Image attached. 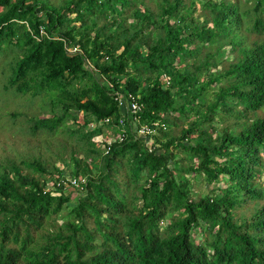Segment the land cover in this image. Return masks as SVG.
I'll list each match as a JSON object with an SVG mask.
<instances>
[{
	"label": "trees",
	"instance_id": "16d2710c",
	"mask_svg": "<svg viewBox=\"0 0 264 264\" xmlns=\"http://www.w3.org/2000/svg\"><path fill=\"white\" fill-rule=\"evenodd\" d=\"M0 56L68 168L2 157L0 264H264V0H0Z\"/></svg>",
	"mask_w": 264,
	"mask_h": 264
},
{
	"label": "rangeland",
	"instance_id": "374dc122",
	"mask_svg": "<svg viewBox=\"0 0 264 264\" xmlns=\"http://www.w3.org/2000/svg\"><path fill=\"white\" fill-rule=\"evenodd\" d=\"M56 1V0H55ZM243 4V3H241ZM248 4H250V1H248ZM197 5V3H196ZM196 12V11H194ZM226 45V50L223 52V57L225 55L227 57H230L231 53H228ZM10 54V53H9ZM1 57V56H0ZM4 58V57H3ZM220 63L217 64L216 67L210 66L209 69L213 70L214 68L219 69ZM94 75L99 79L102 80L101 74L96 73L94 71ZM2 79H6L5 75L3 74ZM164 81V79H162ZM223 78H220L218 81H211L210 85L205 87V97L207 99H214L213 90L216 88V84L223 83ZM166 85V83H164ZM25 104L20 105L19 99L17 96H13L11 93H3L0 92V160L3 156H11L15 159L19 157L20 155L23 156L24 153L27 154H41L42 157H45L46 161L52 162V160L55 162V165H57L59 168H61V171L64 176L68 175L66 168V162L67 160L60 161L58 158H56L57 150L55 147V140L60 138L64 139L63 135L60 133L55 134H49V135H40V136H34L30 138V143H25L23 140V135L18 132L16 129L15 123H13L14 118L11 116V112L18 111V115L15 118L16 122H21L22 124L25 123V118L29 116H36L37 114H41L44 112L45 116L51 115L52 113H59L61 110V107L58 102H54L53 104H50L52 102H48L47 105L43 104V99L39 100L38 97L34 99L32 102H26ZM204 109V108H202ZM80 112V111H79ZM188 118H193V113L188 115ZM71 120L66 119L65 124H69ZM157 122L156 120H153ZM182 121V120H181ZM154 122V123H155ZM184 123V122H182ZM164 126V123L159 124V126ZM86 124L84 127H87ZM98 138V135L95 137ZM44 140L46 142H44ZM68 141H70L69 138H67ZM38 141V144H35V142ZM147 141H150L148 139ZM54 144V145H53ZM66 161V162H65ZM262 179H264V176H262ZM211 184H214V181H202V183H198L196 186H193V189L199 192H204L208 190L211 186ZM215 184H218L217 182ZM64 193H70L71 198L73 199L75 192L74 190H71L70 186L64 183V187L62 190ZM139 202V200H137ZM70 205H65L64 208L61 209L60 216H57L56 221L60 222L64 217H67V211H69Z\"/></svg>",
	"mask_w": 264,
	"mask_h": 264
},
{
	"label": "built area",
	"instance_id": "2783aa9c",
	"mask_svg": "<svg viewBox=\"0 0 264 264\" xmlns=\"http://www.w3.org/2000/svg\"><path fill=\"white\" fill-rule=\"evenodd\" d=\"M116 99L118 100L119 104H124V102H125V105H127V106H124V107L125 108L129 107V111H131L132 113L135 112L136 110H139L141 107L140 103L136 101L137 99L134 96H132V94L130 92H127L126 94L117 93ZM133 116L135 118V113ZM156 121L157 122L153 121V123L155 122V124H157V123L162 124V122H159L158 120H156ZM147 130H149V128L146 127L145 125H142L138 129V133L143 135L144 132H146ZM147 139H149V138H147Z\"/></svg>",
	"mask_w": 264,
	"mask_h": 264
},
{
	"label": "clouds",
	"instance_id": "9594fccd",
	"mask_svg": "<svg viewBox=\"0 0 264 264\" xmlns=\"http://www.w3.org/2000/svg\"><path fill=\"white\" fill-rule=\"evenodd\" d=\"M161 122H162V121H161ZM68 180L71 181L72 183L74 182V180L71 179V178H68ZM65 183H66V184L68 183L67 180H65ZM74 183H76V182H74Z\"/></svg>",
	"mask_w": 264,
	"mask_h": 264
}]
</instances>
